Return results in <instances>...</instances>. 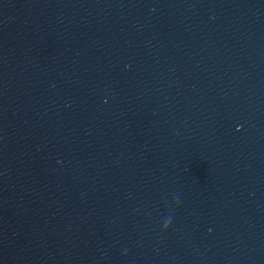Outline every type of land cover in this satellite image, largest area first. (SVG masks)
<instances>
[{
  "label": "water",
  "instance_id": "obj_1",
  "mask_svg": "<svg viewBox=\"0 0 264 264\" xmlns=\"http://www.w3.org/2000/svg\"><path fill=\"white\" fill-rule=\"evenodd\" d=\"M0 264H264V0H0Z\"/></svg>",
  "mask_w": 264,
  "mask_h": 264
}]
</instances>
